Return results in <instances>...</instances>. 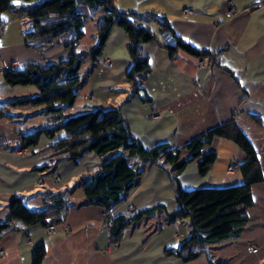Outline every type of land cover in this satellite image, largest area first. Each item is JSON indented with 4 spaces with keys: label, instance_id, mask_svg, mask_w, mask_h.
Segmentation results:
<instances>
[{
    "label": "crops",
    "instance_id": "1",
    "mask_svg": "<svg viewBox=\"0 0 264 264\" xmlns=\"http://www.w3.org/2000/svg\"><path fill=\"white\" fill-rule=\"evenodd\" d=\"M115 1L123 10L166 16L178 37L209 55L202 57L204 65L199 64L202 58L182 49L171 55L158 24L147 20L157 41L140 48L151 66L148 74L137 78L145 93L141 98L140 90L134 93L126 78L131 65L128 36L114 27L96 61L83 55L77 96L65 114L119 108L132 135L146 149L161 144L182 147L232 120L259 152L264 174V0ZM229 6L235 11L231 16L227 15ZM7 22L0 33V95H5L0 97L35 94L32 86L7 85L4 72L29 63L63 60L71 50L54 45L38 52L26 46L23 27L16 31ZM98 28L95 19L87 23L79 45L91 47ZM39 110L20 107L12 110V119L0 118V222L8 218L14 196H22L28 207L36 208L51 199L50 192L67 190L71 206L54 233L48 227L33 225L5 235L0 240V264H32L33 249L41 241L46 245L41 264H264V180L252 186L254 204L240 236L210 244L205 254L183 262L165 253L166 248L178 247L191 233L187 219L172 222L169 218L177 209L170 167L163 164V169L156 162L133 157L131 162L142 171L111 214L127 215L129 206L137 211L159 208L128 226L119 242H113L110 230L102 229L105 210L83 205L82 190L73 188L81 175L100 168L106 156L88 153L79 163L57 162L58 156L49 146L63 138V132L54 139L43 136L36 146L20 152L14 149L20 133L47 125L49 116L39 114ZM153 112L158 113L154 118ZM210 147L217 153L210 171L202 176L196 162H190L177 177L181 187H223L243 182L240 164L246 156L239 146L231 139L217 137Z\"/></svg>",
    "mask_w": 264,
    "mask_h": 264
},
{
    "label": "trees",
    "instance_id": "2",
    "mask_svg": "<svg viewBox=\"0 0 264 264\" xmlns=\"http://www.w3.org/2000/svg\"><path fill=\"white\" fill-rule=\"evenodd\" d=\"M0 0V33L7 20L4 14L25 18L28 27L22 35L27 47L43 52L54 45L70 48V55L63 60L45 64L29 63L23 68L10 67L4 72V81L9 86H32L35 94L19 97H0V118L14 117L13 109L20 107H40L42 115H51L47 125L20 133L15 150H25L36 146L41 137L54 139L60 132L64 137L49 146L58 156L57 162L67 160L79 163L88 153L106 156L100 168L81 175L73 188L83 192V205L98 206L111 211L135 186L142 169L131 162L140 157L170 167L171 179L176 184L177 209L169 215L172 222L187 219L191 233L178 247L165 249L168 256L183 262L197 259L207 252L208 246L228 238L240 236L248 221V210L253 207L252 186L264 180L259 163L258 151L249 138L234 121L214 127L189 140L182 147L161 144L146 149L139 139L131 133L126 118L119 108H96L73 115H66L76 99L80 83L83 55L96 61L114 27L122 29L128 36L127 50L131 65L126 78L132 84L133 92L140 90L137 78L151 71L149 58L140 52L141 45L157 41L147 20H154L159 30L167 38L165 47L171 55L178 49L197 56L209 55L200 51L178 37L171 23L164 15L138 13L123 10L115 0ZM101 13L99 28L94 44L86 52H79L77 46L84 37V28ZM217 137L233 140L244 152L246 158L240 164L243 182L223 187L202 186L193 189L181 187L177 177L190 162H196L200 175H206L217 158L212 142ZM186 154V156H184ZM161 160L160 162H157ZM67 190L50 192L49 201L43 206L30 208L22 196H14L9 202L10 214L0 222V240L11 232L20 231L33 225L61 224L65 219L71 202ZM159 207L137 211L133 215H116L109 228L111 240L119 242L124 230L150 215ZM46 251L43 241L32 252V264H41ZM211 264H223L212 262Z\"/></svg>",
    "mask_w": 264,
    "mask_h": 264
},
{
    "label": "rangeland",
    "instance_id": "3",
    "mask_svg": "<svg viewBox=\"0 0 264 264\" xmlns=\"http://www.w3.org/2000/svg\"><path fill=\"white\" fill-rule=\"evenodd\" d=\"M15 2H18V3H22L21 0H15ZM3 18H5L6 20H8L7 24L10 23L11 25V28L12 29H17L16 31H18V27L21 28H27L29 25H28V22L25 18H20L19 16L17 15H12V14H4L3 15ZM100 19H101V13H99L97 15V17L95 18V22L96 23H100ZM155 32L157 33V30H155ZM96 33L97 31L94 33L95 36H96ZM88 49V47H84V46H80L78 45L77 46V50L79 52H86ZM47 50V49H46ZM107 65H111V62L110 61H106L105 62ZM20 86V85H19ZM8 87V86H7ZM1 94H4V93H1ZM10 94V93H8ZM33 94V93H32ZM29 95V94H28ZM1 97H5V95H0ZM19 96H22V95H15V96H11V95H6V98H11V97H19ZM28 107H34V106H28ZM158 113L157 112H153L151 113V117H155L157 116ZM19 119H23V117L19 118ZM21 150V149H20ZM20 150H18L20 152ZM55 230H56V227H55ZM55 232V231H54ZM51 233V232H50Z\"/></svg>",
    "mask_w": 264,
    "mask_h": 264
},
{
    "label": "built area",
    "instance_id": "4",
    "mask_svg": "<svg viewBox=\"0 0 264 264\" xmlns=\"http://www.w3.org/2000/svg\"><path fill=\"white\" fill-rule=\"evenodd\" d=\"M184 11L185 12L189 11V8H185ZM234 12H235L234 8L232 6H229V9L227 10V15L231 16V15H233ZM204 60H205V58H202L200 60L199 64L204 65ZM15 66H17V65H15ZM89 98L92 99V96L89 95ZM48 116H49V118H48V122H49L51 120V115H48ZM232 169H233L232 166L229 167L230 171ZM136 212H137V210L133 206H129L127 208V214H129V215H133ZM111 213H112L111 211H107L103 214L102 229H109L112 226L114 216ZM48 230H49V232L54 233V231H55L54 225H49ZM252 251L255 252L256 249H253Z\"/></svg>",
    "mask_w": 264,
    "mask_h": 264
},
{
    "label": "water",
    "instance_id": "5",
    "mask_svg": "<svg viewBox=\"0 0 264 264\" xmlns=\"http://www.w3.org/2000/svg\"><path fill=\"white\" fill-rule=\"evenodd\" d=\"M138 94H139V96H140L141 98H145V93H144V91L140 90Z\"/></svg>",
    "mask_w": 264,
    "mask_h": 264
}]
</instances>
